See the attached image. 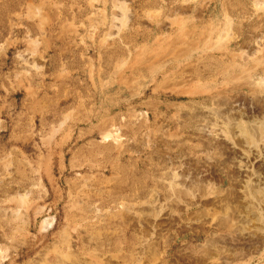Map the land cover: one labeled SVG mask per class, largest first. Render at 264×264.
<instances>
[{"label": "rangeland", "instance_id": "1", "mask_svg": "<svg viewBox=\"0 0 264 264\" xmlns=\"http://www.w3.org/2000/svg\"><path fill=\"white\" fill-rule=\"evenodd\" d=\"M122 2L0 0V264H264L208 246L238 209L195 133L209 102L180 92L208 39L264 51V0Z\"/></svg>", "mask_w": 264, "mask_h": 264}, {"label": "bare ground", "instance_id": "2", "mask_svg": "<svg viewBox=\"0 0 264 264\" xmlns=\"http://www.w3.org/2000/svg\"><path fill=\"white\" fill-rule=\"evenodd\" d=\"M113 2H114V6L116 9H122V10L124 9V8H122L124 6L122 0H113ZM178 19H179V17H178ZM141 27H139V28H141ZM210 29H211V27H210ZM164 31H165V29H164ZM200 31L198 30V33ZM154 33H155V31H154ZM198 33L197 34L194 33V34L198 35ZM230 33L231 32L229 30V34ZM146 34H147V32H146ZM168 34H170V33H168ZM166 36L168 37V35H165V37ZM156 37H158V36H156ZM159 37H161V36H159ZM176 37H178V36H176ZM134 38H135V36H134ZM150 38H151V35H150ZM189 38H190V36H189ZM229 38H227V39H229ZM235 39H236V36H235ZM215 40H216V38H215ZM181 41H183V39ZM195 42H196V40H195ZM223 42H221V40L219 42H212L210 39H208L207 41H205L202 44L201 47H195L193 49V53L195 54V56H197V58H200V60H206V61L204 64H201V65L195 64L192 68L189 67L190 65L189 66L187 65L189 67V69L191 68L189 71L190 73L186 75V72L184 71L180 74L181 80L183 81V85L181 87L180 92L183 94H186L192 98L196 97V96L203 97L209 102L208 106L205 107V105H204L205 108H203V109L201 108V111L197 113V116L199 118V122H197V126H195L196 127L195 133L197 134V136H199V138H201V140L207 145V148H208V151H206V149H205V152H207V161H208V166H209V170L207 173H211L213 175H217L220 177V180L218 181V183L222 187L227 186L226 191L231 194L230 195L231 197H229V198L234 199L233 203L235 202V206H237L236 208L238 209V210L234 209V211L232 210L234 212V216L231 215V213L228 214L227 212H225L220 217L215 216V217H212L210 219V220H212V222H214L215 224H219L220 226L221 225L226 226V225H229V223L236 224V226L234 228H232V231L234 233H236V235L238 234V236L235 235L236 237L233 236V237H230V239H227V240L225 239L226 241H224V239H223V241L222 240L220 241V240H218L219 238L208 240L207 241L208 246H210V245L216 246V243H217V244L234 246L236 248L242 247V248H245V251L243 252V254L245 256H249L251 258V257L256 256V255H259V256L264 255V237L261 235L262 232L264 231V227H263V222H264V219H263V217H264V215H263L264 214V51L259 45L255 44V46L252 47L248 51H242L241 50L239 52H235L229 46V44L224 45V44H222ZM177 46H174V47H177ZM261 46L263 47V45H261ZM181 49H182V47H181ZM148 50H149V48H148ZM181 55L184 56V53H181L180 56ZM185 56H186V52H185ZM140 57H143V56H140ZM170 59H172V58H170ZM177 59H179V58H177ZM164 60H165V58H164ZM146 61H147V59H146ZM194 62H195V60H194ZM166 63H168V61ZM199 63H200V61H199ZM168 68H170V67H168ZM184 68L182 70H184ZM165 73H166V69H165ZM188 77H189L188 81H185V78H188ZM195 113L196 112H194V114ZM199 141H197V142H199ZM139 145H140V143H139ZM218 148H222V151H224V153H225V158L224 159L221 158L223 161L220 160L221 161L220 164H217L218 162H216V164H215V162L212 160L210 155H211V153H213L212 151H214L215 149H218ZM201 151H202V149H201ZM194 152H195V150H194ZM197 152H198V150H197ZM200 155H201V153H200ZM200 164L202 165V163H200ZM205 166H207V165H205ZM190 168L191 167H189L188 169H190ZM193 168H195V167H193ZM204 168H206V167H204ZM18 170L20 171V169H18ZM21 172H23V171H21ZM185 172L186 171H184V173ZM185 175H186V173H185ZM189 175H190V173H189ZM204 175H205V171H204ZM190 176H194V175H190ZM201 176H203V175H201ZM207 176H209V175H207ZM178 177L179 176H177V178ZM197 177H199V176H197ZM165 178H168V177H165ZM199 178H201V177H199ZM203 178H205V176H203ZM217 178H216V181L218 180ZM211 179H212V176H211ZM181 180H183V178ZM176 181L178 182V179L175 180V183H176ZM207 181H206V183H207ZM214 181L215 180L213 178V182ZM170 182H171V180H170ZM190 182H191V180H190ZM183 183H185V182H183ZM175 186H177V185H175ZM171 187L172 186H170L169 188L171 189ZM189 188H190V186L183 184L182 189L181 188L180 189L183 193H184V191H185V193H187L189 191ZM206 188L207 187L204 186L203 189H201V190L197 189L200 193L196 194L197 197H195V199L192 197L194 199L192 201L193 205L194 204L200 205V206L205 205V207H206V204H207V201H206V199H207L206 194L207 193L205 190ZM203 190H205V191H203ZM207 191H209V190L207 189ZM237 192H239L240 195H238ZM233 193H236V195ZM222 197L224 198L225 196L222 195ZM226 198L227 197H225V200H226ZM20 199H21V197H20ZM219 199H220V197H219ZM7 200H8V198H7ZM216 200H218V196H217ZM216 200H214V202H216ZM189 202L185 201L184 203L189 205L190 204ZM210 202L211 201H208V203H210ZM17 205L18 204H16V206ZM225 205H228V204L226 203ZM222 207H223V205H222ZM225 210H226V208H225ZM261 210L263 213H260ZM12 211H15V210H12ZM16 211H17V208H16ZM228 212H231V211H228ZM36 213H37V211H36ZM5 215H6V213H5ZM17 216H19V215H17ZM9 217H10V214H9ZM6 218H8V217H6ZM47 220L43 221V225H44V223H46V225L52 224V220H49L50 222H48ZM20 225H21V223H20ZM22 225H24V224H22ZM34 225H35V223H34ZM19 228H20V226H19ZM19 231H21V230H19ZM0 237H2V236L0 235ZM217 250H219V249H217ZM204 252H207V251H204ZM234 252L240 253L239 251L238 252L234 251ZM233 254L234 253H232V255ZM220 255H221V253H220ZM228 255H229V253H228ZM227 258H228V256H227ZM220 260L221 259L219 257V261ZM225 260H226V258H225ZM225 262H227V261H225Z\"/></svg>", "mask_w": 264, "mask_h": 264}]
</instances>
